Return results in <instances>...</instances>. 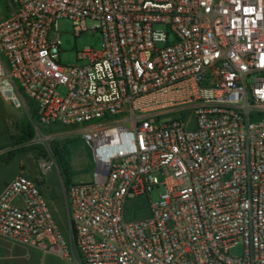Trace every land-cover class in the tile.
I'll use <instances>...</instances> for the list:
<instances>
[{
  "label": "built area",
  "instance_id": "2783aa9c",
  "mask_svg": "<svg viewBox=\"0 0 264 264\" xmlns=\"http://www.w3.org/2000/svg\"><path fill=\"white\" fill-rule=\"evenodd\" d=\"M62 20L100 49L62 65ZM0 98L93 165L65 188L70 240L22 174L0 237L67 264H264V0H0Z\"/></svg>",
  "mask_w": 264,
  "mask_h": 264
},
{
  "label": "rangeland",
  "instance_id": "374dc122",
  "mask_svg": "<svg viewBox=\"0 0 264 264\" xmlns=\"http://www.w3.org/2000/svg\"><path fill=\"white\" fill-rule=\"evenodd\" d=\"M92 25V22H87L88 28ZM57 30L61 33L59 59L62 65L74 64L76 53L85 48L100 49L101 37L98 33L84 32L74 37L72 24L67 20L59 21ZM58 94H64L62 87L58 89ZM42 134L45 137L35 134L27 117L6 106V102L0 98V179L22 174L41 185L61 188L63 183L55 159L57 153H60L65 157L72 183L90 180L93 170L91 153L75 129L54 128L44 130ZM157 198L158 191L155 190L150 196L130 201L125 208V219L147 217L149 203L155 202ZM56 223L63 236L70 240L68 220L65 218ZM240 252L238 247L231 254L238 256ZM6 264L11 263L7 261Z\"/></svg>",
  "mask_w": 264,
  "mask_h": 264
},
{
  "label": "crops",
  "instance_id": "0c3cea01",
  "mask_svg": "<svg viewBox=\"0 0 264 264\" xmlns=\"http://www.w3.org/2000/svg\"><path fill=\"white\" fill-rule=\"evenodd\" d=\"M6 106L16 110V113L22 114L26 117L23 109H16L11 104L6 102ZM16 174L11 178L0 179V192L7 182L13 179ZM32 179V178H31ZM34 180V179H33ZM77 183V182H76ZM40 192L48 202L50 211L56 222H62L67 219L66 206L64 202V186L50 187L48 185H41L37 182ZM68 240V238H66ZM41 256H40V254ZM67 264L63 260L51 254H44L39 249L10 243L4 238L0 237V264Z\"/></svg>",
  "mask_w": 264,
  "mask_h": 264
},
{
  "label": "trees",
  "instance_id": "16d2710c",
  "mask_svg": "<svg viewBox=\"0 0 264 264\" xmlns=\"http://www.w3.org/2000/svg\"><path fill=\"white\" fill-rule=\"evenodd\" d=\"M29 135H31V132H29ZM55 159L63 186L64 188H67L69 185L72 184V182H71V174L67 162L65 160V157L64 155L57 153Z\"/></svg>",
  "mask_w": 264,
  "mask_h": 264
}]
</instances>
